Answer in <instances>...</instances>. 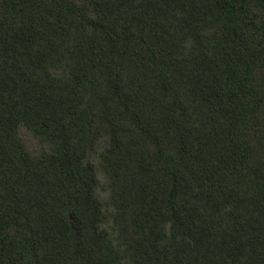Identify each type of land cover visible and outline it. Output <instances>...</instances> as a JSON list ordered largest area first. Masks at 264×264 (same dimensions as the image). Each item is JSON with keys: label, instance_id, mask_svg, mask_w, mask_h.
Returning a JSON list of instances; mask_svg holds the SVG:
<instances>
[{"label": "trees", "instance_id": "obj_1", "mask_svg": "<svg viewBox=\"0 0 264 264\" xmlns=\"http://www.w3.org/2000/svg\"><path fill=\"white\" fill-rule=\"evenodd\" d=\"M0 264H264V0H0Z\"/></svg>", "mask_w": 264, "mask_h": 264}, {"label": "rangeland", "instance_id": "obj_2", "mask_svg": "<svg viewBox=\"0 0 264 264\" xmlns=\"http://www.w3.org/2000/svg\"><path fill=\"white\" fill-rule=\"evenodd\" d=\"M25 137H27V136H25ZM30 142H31V143H30V147L34 149V147H35V142L32 141V140H30Z\"/></svg>", "mask_w": 264, "mask_h": 264}]
</instances>
